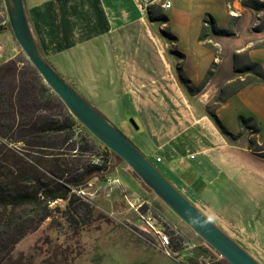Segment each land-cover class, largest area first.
Segmentation results:
<instances>
[{
  "label": "rangeland",
  "instance_id": "rangeland-1",
  "mask_svg": "<svg viewBox=\"0 0 264 264\" xmlns=\"http://www.w3.org/2000/svg\"><path fill=\"white\" fill-rule=\"evenodd\" d=\"M164 1L138 0L136 7L141 10L138 14L140 21L137 24L134 19L130 18L133 26L123 30L127 36L126 49L129 60H138L145 56L149 60L148 78L136 79L131 89L136 92L148 90L151 98L162 97L163 101L160 100L155 104L153 102V106H155V112L159 113L158 122L170 126L172 130L178 126L195 128L199 125L202 128H207L203 122H195L193 114L188 110L196 112L198 116L202 114L210 116L209 111L216 112L221 101L239 87L238 78L232 83H227L225 80L233 70L236 72V65L240 67L248 61L246 53L239 54L233 51L235 48L233 42L242 36L244 38L246 33L257 32L254 27L259 24L257 23L258 16L264 18V13L257 12L258 16H252L251 27L245 31L243 29L245 10L242 9L244 7L242 0H226L230 24L223 29H230L234 34L224 35L229 40V43L224 44L219 40V36L222 35H216L209 30L206 40L201 41L203 44L201 46L198 43V36L200 39L203 31L202 16H196L189 24L182 26L172 14L179 8L180 0H170L173 6L170 9L163 8ZM53 2L54 0H26L27 9H29L27 12L32 20L35 18L39 21L44 20L46 12L52 14ZM129 2L126 0L125 4H129ZM141 3L144 4V7ZM237 11L241 13L239 16L234 15ZM163 14L169 18L168 23L158 20L159 16ZM68 17L65 18L64 29L67 28ZM7 21L9 20L5 3L4 0H0V27L4 28L0 31V65L18 57L28 58L16 40L12 29L7 27ZM244 40L247 41L250 38L246 37ZM260 42H257L256 46ZM89 48L91 47L88 46ZM74 49L75 47L64 48V53L71 60L73 56H70L69 53L74 52ZM188 51L193 57H200L204 54L214 57L209 69L212 70L211 74L205 73L197 83L191 81L192 85L189 87L180 79V74L188 78L184 69L187 64L185 60ZM89 54H93L91 49H89ZM230 55L234 59L233 67L231 64L226 66L224 63L223 57ZM235 55H240L237 58L239 63H236ZM93 60L90 58L88 61L79 62L82 69L79 72L81 77L67 78L71 85L76 88L89 86V89L92 90L95 82L93 77L88 78L86 73H91L98 84L101 80L104 81V85L107 84L106 78L96 74L97 68ZM105 60L104 56L103 62ZM65 64L73 68L78 65L74 62ZM77 67L70 71L78 74ZM107 76H115V73L110 71ZM209 79H211V83L207 84ZM157 87L164 89L163 96L151 95L150 92H155ZM178 87L181 88L180 91ZM108 95L103 94V97L106 98ZM84 97L86 98V96ZM113 97L112 95L111 98L113 99ZM122 98L123 95H120V99ZM117 112L119 113L118 117L124 116L123 119L116 120L118 124L115 126L133 141L132 130L140 132L144 128L140 117H137L123 104H120L117 111L108 110L107 115L113 119L117 116ZM135 124L140 127L138 130L135 128ZM254 132L252 133L251 129L247 130L239 138L237 137L238 140L236 137L229 136L230 142L239 146L238 150L243 147L250 149L249 153L252 159L264 162V136L257 137ZM10 146L21 151L23 145L12 143ZM112 162L113 167L107 179L94 178L85 189V194L95 207L94 218L87 226L80 230H73L66 219L55 210L56 206L63 208L66 202L60 200L53 203V217H49L37 229L29 232L16 245L10 255L3 258L4 253L0 254V264H178L156 247L157 237L148 230L145 221L136 210L139 208V211L144 213L150 209L158 218L161 226L167 230V226L170 228L167 218L170 209L144 184L125 161L123 163L118 159H113ZM245 217L247 225L251 230V227H254L256 232L229 235L242 243L244 248L264 264V208L259 209L254 215L249 213ZM187 228L189 234L184 235V240L187 243L193 246L206 244L189 226ZM182 248L183 245L180 249ZM189 251V264H205V257H202V251L199 248L193 247Z\"/></svg>",
  "mask_w": 264,
  "mask_h": 264
},
{
  "label": "crops",
  "instance_id": "crops-1",
  "mask_svg": "<svg viewBox=\"0 0 264 264\" xmlns=\"http://www.w3.org/2000/svg\"><path fill=\"white\" fill-rule=\"evenodd\" d=\"M125 1L54 0L53 12L52 14L46 12L44 20L39 21L37 18L32 20L29 12L27 15L42 52L67 81V78L72 76L81 77L79 72L82 69L79 62L94 59L96 74L106 78L107 84L104 85L103 80L98 84L91 73L83 70L88 74V78L93 77L95 82L93 89L90 90L89 86L83 88L72 86L82 96H86L87 100L114 125L118 124L116 120H120L124 115L118 117L117 112V116L111 119L107 111H117L120 104L140 117L144 128L140 132L132 130L133 142L187 198L227 233L253 234L256 232L255 228L250 229L245 216L249 213L254 215L259 209L264 208V162L252 159L249 153L251 150L246 147L238 150L237 147H240L231 144L230 137L222 133L212 117L206 114L198 116L196 112L188 110L193 114L195 122H203L207 128L199 125L195 128L178 126L172 130L170 126L158 122L159 113L155 112L153 102L155 104L163 101V98L159 96L151 98L148 90L136 92L131 89L136 79L148 78L149 60L146 56L138 60H129L127 57V36L123 30L133 26L130 18L139 23L138 14L141 10L136 7L138 0H129V4H125ZM24 2L26 11H29L26 0ZM227 5L226 0H180L179 8L172 14L182 26H185L196 16H202L204 20L206 13H210L220 28H227L230 24ZM242 9L245 10L243 29L246 31L251 27L252 18L259 14H256L258 11L245 7ZM67 17L69 22L64 29ZM260 17L258 16L257 23L260 22ZM246 37L250 40L245 41ZM244 38L242 36L233 42L235 43L233 51L239 54L246 53L247 57L259 62L264 68V48L256 46L257 42L264 39V30L246 33ZM219 40L224 44L229 41L224 35L219 36ZM198 43L203 45L199 36ZM88 46L91 47L89 49L93 54H89ZM72 47L75 49L69 53L73 56L71 60L64 53V48ZM186 55L187 64L184 69L188 78L197 83L209 71L214 57L206 54L193 57L189 51ZM223 59L226 66L229 64L231 67L234 66L233 56H224ZM66 62L77 63L78 74L71 72L70 70L76 67H69ZM110 71L114 72L115 76L108 77L107 73ZM237 78L243 79V75L233 70L225 80L232 83ZM210 83L211 79L207 84ZM150 93L152 96H163L164 89L157 87L155 92ZM103 94L110 95L104 98ZM120 95H123L122 99ZM216 114L234 135L241 133L243 135L247 131L240 124V116L252 118L251 124L256 128V132L264 135V83H252L229 93L224 102L217 106ZM135 128L138 130L140 127L135 124ZM158 157L161 158L160 162H157ZM169 211L167 218L170 228L183 237L189 234L188 225L171 209Z\"/></svg>",
  "mask_w": 264,
  "mask_h": 264
},
{
  "label": "trees",
  "instance_id": "trees-1",
  "mask_svg": "<svg viewBox=\"0 0 264 264\" xmlns=\"http://www.w3.org/2000/svg\"><path fill=\"white\" fill-rule=\"evenodd\" d=\"M242 5L264 11V0H242ZM158 20L166 23L168 17L163 14ZM259 20L254 27L257 32L264 30V18ZM7 27L11 29L9 21ZM209 30L216 35L234 34L230 29L220 28L215 18L206 13L200 41L206 40ZM257 46L264 48V40ZM239 57L235 55L236 63ZM236 72L245 76L243 80L238 78L240 85L236 90L252 83H264V68L249 57L247 63L236 65ZM180 79L187 87L192 85L181 74ZM209 114L222 133L241 136L242 133L230 132L215 111ZM239 121L244 129L256 131L252 118L240 116ZM12 143H21V151L10 146ZM113 159L125 163L71 114L28 58L18 57L0 65V254L4 253L3 258L29 232L53 217L52 204L60 200L66 204L63 208L56 206L55 210L73 230L87 226L94 218L95 207L85 189L94 178L107 179ZM166 229L173 247L180 249L186 242L184 237L173 228ZM195 248L202 251V257L213 258L212 264H229L207 244Z\"/></svg>",
  "mask_w": 264,
  "mask_h": 264
},
{
  "label": "water",
  "instance_id": "water-1",
  "mask_svg": "<svg viewBox=\"0 0 264 264\" xmlns=\"http://www.w3.org/2000/svg\"><path fill=\"white\" fill-rule=\"evenodd\" d=\"M16 40L71 114L124 160L144 184L229 264H262L187 198L133 141L82 96L49 62L30 25L24 0H4ZM133 121V120H132Z\"/></svg>",
  "mask_w": 264,
  "mask_h": 264
},
{
  "label": "built area",
  "instance_id": "built-area-1",
  "mask_svg": "<svg viewBox=\"0 0 264 264\" xmlns=\"http://www.w3.org/2000/svg\"><path fill=\"white\" fill-rule=\"evenodd\" d=\"M144 7V4L141 3ZM163 8L168 9L172 6L170 0H165L162 4ZM241 14L239 11L235 12V16H239ZM253 133L254 131L251 130ZM257 137H261L262 135L258 134L256 131L254 132ZM264 136V135H263ZM193 158L194 155H191ZM161 158H157V162H160ZM141 207V206H140ZM138 214L145 221L148 230L157 237L155 245L158 249L162 250L167 256L173 258L178 264H189L188 257L190 255L189 249L195 247V245H191L187 242L183 244L182 249L175 250L173 247V242L170 234L164 231V228L159 223L158 218L153 214V212L148 209L146 212L142 213L139 211V208H136ZM218 254V253H217ZM205 264H212L214 262L213 258L205 257Z\"/></svg>",
  "mask_w": 264,
  "mask_h": 264
},
{
  "label": "clouds",
  "instance_id": "clouds-1",
  "mask_svg": "<svg viewBox=\"0 0 264 264\" xmlns=\"http://www.w3.org/2000/svg\"><path fill=\"white\" fill-rule=\"evenodd\" d=\"M152 160V159H151ZM153 161V160H152ZM155 163V162H154Z\"/></svg>",
  "mask_w": 264,
  "mask_h": 264
},
{
  "label": "bare ground",
  "instance_id": "bare-ground-1",
  "mask_svg": "<svg viewBox=\"0 0 264 264\" xmlns=\"http://www.w3.org/2000/svg\"><path fill=\"white\" fill-rule=\"evenodd\" d=\"M232 13V12H231Z\"/></svg>",
  "mask_w": 264,
  "mask_h": 264
}]
</instances>
